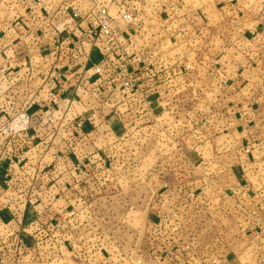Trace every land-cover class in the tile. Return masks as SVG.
<instances>
[{
  "label": "crops",
  "instance_id": "obj_1",
  "mask_svg": "<svg viewBox=\"0 0 264 264\" xmlns=\"http://www.w3.org/2000/svg\"><path fill=\"white\" fill-rule=\"evenodd\" d=\"M35 1L32 4V0H0V4L5 2L8 8L14 10L8 12L7 18H0V121H4L6 128L0 132V150L11 155L26 153L23 165L12 171L7 170V164L0 158V204L8 205L10 200L23 204L15 219L6 216V229L25 233L26 244L22 247L18 264H138L139 261L142 264H168L164 257L157 262L151 255L150 250L160 237L151 235L150 230L164 229L165 234L168 230L171 238L172 230L180 225L184 228L190 224L202 226L205 210L202 203L174 206L168 200L163 205L150 201L144 211L140 204L138 208L135 206V201L133 205H123L120 199L129 193L140 196L138 188L144 181L158 185L157 179L164 178L161 177L163 172L156 174L158 166L172 163V157L166 156V150L172 153L178 145L182 150L188 149V142L182 138V126L180 141L170 138L173 102H179L180 111H186L182 103L188 100L190 90H199L206 85L217 86L220 81L216 78L199 79V76L205 68H213L214 65L221 68V57L199 65L196 63L199 76L193 78L194 73L188 71L186 59L181 56L179 61H174L173 47L157 44L156 39L161 32L151 28V24L150 27L148 24L149 28L139 26L132 31V36L138 38V45L134 44L137 47L132 51H143L150 65L145 67L146 70L141 67L134 73L138 78V91L135 92L123 85L127 79L126 70L131 67L126 69L122 65L120 70L117 66L111 70L103 66L101 76L95 73V66L101 64V57L98 49L87 44V38H84L89 25L84 19L90 6L87 0L79 9L81 18L74 25H70L73 22L71 12L81 1L67 0L65 4L71 7L69 11L61 9L64 0ZM175 1L178 0L141 1L138 22L146 24L173 20L177 14L179 19L189 17L188 0H180L178 7ZM220 4L226 5L228 11L219 13V23L213 25L211 35L216 40L218 37L213 30L217 32L225 28L229 44L222 50L214 40L208 50L204 45L201 48L211 55L221 50L233 53L227 63L235 70L238 68L236 54L244 51L248 55L245 68L252 71L249 79L243 82L247 87L252 83V76L264 71V0L211 1L215 8ZM198 19L204 20V13ZM79 22L83 23L73 32V27ZM185 31L182 29L176 35L167 33V30L164 32L166 38L172 41L173 36L183 37ZM75 42H79L78 46L83 45L81 49L85 54L78 55L73 51ZM183 47L184 44H181L179 49ZM195 50L199 51L198 48ZM2 70H5L3 74ZM237 76L238 73L228 81V98L231 103L234 101V113L238 107L236 100L241 99V94L237 93ZM261 85H264L263 81ZM202 94L203 90L201 94L197 93L199 99H204ZM220 96L216 100H221ZM242 100L247 101L243 109L247 105L253 107L245 110V116L239 120L235 116L236 120L230 119L228 132L224 134L229 142L219 149L228 150L227 159L233 160L234 167H244L248 165L246 161L252 163L256 159L264 164V118L261 119L264 92L248 93ZM252 102L257 104L258 110ZM138 103L139 108H136ZM21 116L28 119V130L14 135L18 128L16 120ZM144 117L147 121L142 122ZM161 119L165 125L158 124ZM233 121L236 123L233 124ZM145 129L150 132V139H137ZM157 134H163L165 139L154 141ZM30 135L32 141H29ZM246 140L249 142L243 145ZM194 146L201 148L197 142ZM158 154L161 156L158 157ZM153 189L150 185V189L145 190L146 194L145 191L142 193L155 198L159 191ZM196 197L201 198L199 195ZM29 199L34 200L37 211H27L25 202ZM8 209L0 215H10ZM95 209L104 215L100 219L104 223L102 239L96 242L97 245L90 247L89 243L93 240L88 239L78 249H72L60 232H55L53 242L51 238L35 242L42 225H55L51 221L53 217L67 221L73 210L88 214ZM120 212L131 213L134 217L132 224L124 225V228L131 226L132 235L122 237V241ZM141 212L145 215L144 224L137 216ZM11 213L13 216L14 213ZM152 215L154 219H151ZM84 220L88 222L86 218ZM143 228L146 234L138 236V230L143 231ZM6 236V233L0 235V244ZM50 243H54L52 252L48 250ZM167 243L171 242L165 240L161 244ZM126 245L130 246L127 251L124 248ZM93 246L103 252L91 254L89 248ZM7 251L10 250L0 247V264H15L11 263L14 254ZM2 253L7 259L1 258ZM170 261V264H178L173 257Z\"/></svg>",
  "mask_w": 264,
  "mask_h": 264
},
{
  "label": "rangeland",
  "instance_id": "obj_2",
  "mask_svg": "<svg viewBox=\"0 0 264 264\" xmlns=\"http://www.w3.org/2000/svg\"><path fill=\"white\" fill-rule=\"evenodd\" d=\"M211 1L188 0L189 17L184 16L179 19V14H177L173 20L168 21L158 20L156 22H145L146 24L135 21L130 25V32L124 37L120 36V46L123 45L127 48L132 43L138 45V38L132 36L133 29H137L142 25L149 28L151 24V28L161 32L160 37L156 39L157 44L173 47L172 58L174 61H179L181 56L186 59L189 64L188 71L194 73L192 74L193 78L199 76L196 63L198 65L202 62L207 63V61L219 59V57H221L222 62L221 68H219V65H214L213 68H205L199 76V79L200 77L209 80L216 78L220 81L217 86L215 84L210 87L206 85L199 90H190L188 100L182 103V107L186 111H180L179 102H173L174 112L172 118H170L173 131L170 138L180 141V128L182 126L184 130L182 138L185 142H188V149L183 148L182 150L178 145V148L173 149L172 153L171 150H166V156L172 157V163L158 166V172L156 173L163 172L161 177L164 178L157 179V186L154 185V182L152 184V181H144L138 188L140 196H133L129 193L128 196L120 199V204L133 205L135 201L137 208L140 204L142 209L146 211L150 201H156L157 205H163L168 200L174 206H184L188 203L196 205L198 201L202 203L201 206L205 208L202 226L196 227V224L193 226L190 224L184 228L180 225L181 228L178 226L175 228L176 230H172L171 238H169L168 230L166 234L164 229L150 230L151 235L160 237V240L150 250L151 255L156 258L157 262H161L162 260H159V258L164 257L170 264L173 257L174 262L178 264H264V164H261L262 160L256 159L252 163L246 161L245 163L248 165L244 167L238 165L234 167L232 166L233 160L227 159L228 150L225 148L223 150L219 149L229 142V138L224 134L228 132L226 130L229 128L230 119L236 120L235 116L239 120L242 116H245V110L253 107H247V105L246 109L242 108L247 103V101L242 100L243 96L246 94L248 96V93L264 92V85H261L262 81L264 84V71L262 70L263 72H258L257 75L252 76V83L246 87L243 82H245V79H249L252 73V71L250 72L245 68L248 64L246 60L248 55L244 51L237 53L235 58L238 65L237 70L229 67L227 62L230 61V56L233 53L222 52L223 48H226L229 44L227 29L220 28L217 32L213 30L218 37L216 40L211 35L213 25L219 23V13L223 14L227 10L225 9L226 5L220 4L215 8L211 5ZM175 2L178 3V7L180 0ZM9 11L13 12L14 10L12 7L11 9L8 8L5 2L0 4V18H7ZM202 13H204V20L198 19ZM81 23L83 22L77 23L73 29L78 28ZM120 28L124 33L126 27L120 25ZM182 29H186L183 37L173 36L172 41H170L165 36V30L169 34L176 35ZM214 40L217 42L218 48L222 50L214 52L215 55L212 53L214 56L212 58L211 53L205 52L201 47L204 45L208 50L213 45ZM181 44H184V49H179ZM196 48L199 51L195 50ZM130 52L132 53L131 50ZM201 66L203 65L201 64ZM239 67H242V69L239 70ZM237 73V93L241 94V99L236 100L238 107L235 108L236 112L234 113L232 109L234 101L231 103V99L228 98V93H230V83L228 81L236 77ZM202 90L204 99H199L197 93L201 94ZM219 95L222 99L216 100ZM253 104L257 106L256 103ZM261 104H264V102H261ZM137 107L139 108V103L136 105ZM256 109L258 110V106ZM262 118H264V113ZM146 119L144 117L142 122L147 121ZM19 121L20 119L17 121V126L21 125V121ZM159 123L165 125L163 119L159 120ZM235 123L233 121V124ZM5 130L4 121H0V132ZM142 132L139 133L140 136L137 139L148 141L150 132H147V129ZM156 137L155 140L154 138L152 140L163 141L165 139L163 134L161 136L157 134ZM217 137L219 138L216 140ZM196 142L199 146L201 145L200 149L194 146ZM248 142L246 140L242 144L246 145ZM217 145L218 148L215 147ZM262 152L264 154L263 150ZM160 154H158V157L161 156ZM238 157H241V155H238ZM150 185L151 188H154L153 190L157 189L159 191L156 193L155 198L144 196L146 194L145 190L150 189ZM144 191L145 194L142 193ZM198 195L201 198L197 199L196 196ZM6 216L9 218L8 214L0 215V225H2L0 235L3 234V225L7 223ZM103 216L100 210L97 209L93 213L78 212L75 214V219L71 221L73 223L70 222L69 225L72 229L69 237L74 238L76 249L88 239L93 240L89 243L90 247L98 244L96 242L100 240L103 232L104 223L100 221ZM137 216L141 217L140 223L144 224V213H137ZM150 217L152 219L154 216ZM85 218L88 220L86 229ZM133 218L131 213L120 212V241H122V237L132 235L131 226H125L124 228V225H127L126 223L132 224L131 220ZM92 219L93 221H90ZM146 219L148 220V214ZM109 228H111V225H109ZM144 233L146 234V229L143 228V231L139 229L137 234L143 236ZM165 240L171 243L161 244ZM124 248L127 251L130 246L126 245ZM133 248L134 245L131 246V249ZM89 250H91V254L96 255L103 252L94 246Z\"/></svg>",
  "mask_w": 264,
  "mask_h": 264
},
{
  "label": "built area",
  "instance_id": "obj_3",
  "mask_svg": "<svg viewBox=\"0 0 264 264\" xmlns=\"http://www.w3.org/2000/svg\"><path fill=\"white\" fill-rule=\"evenodd\" d=\"M74 1H81L78 6H75L73 8V12H71V17L73 18V22L70 25H74V23L81 18L80 16V10L81 6L85 5L86 0H74ZM147 2V0H87V3L90 5L88 7L87 13L84 15V19L87 21L88 29L86 30V35L84 38H87L86 43L90 45H94L93 47L97 48L99 51V55L101 57V64H98L95 66V73L98 76L102 75L103 72V66L113 70L114 67H118L120 70V66H124L128 68L131 67V69L126 70V77L123 82V85L125 88H128L130 90H133L137 92V77H135L134 73L138 71V68H143V70H146L145 67L147 65H150L149 62H147L146 54L141 50H135L132 51V48L137 47L133 43L129 47H125L123 45L120 46V36L122 37V34L127 35L130 32V25L132 22L138 21L137 18H139V4L140 2ZM36 1L32 0V4H34ZM67 0H64L61 5V9L63 11H69L71 7L65 4ZM120 25H124L126 27V30L124 33L122 30H120ZM77 29V28H76ZM75 29V30H76ZM73 30V32H75ZM134 30V29H133ZM76 43V42H75ZM79 42L76 43L75 47L73 48V51L76 52V54L80 55L83 53L85 54L83 48L81 49V46H78ZM132 51V53L130 52ZM116 69V68H115ZM188 69V66H187ZM110 70V71H111ZM118 70V71H119ZM117 71V72H118ZM5 70H2L1 73L3 74ZM120 74V73H119ZM68 75V73L66 74ZM117 76V73H116ZM10 106V103H9ZM21 125L18 126L17 131L14 132V135L26 132L28 130V119L26 116H21L20 118ZM18 121V120H16ZM19 121V122H20ZM32 135L29 136V141H32ZM30 143V142H28ZM31 144V143H30ZM246 152L249 153V149H246ZM0 158H3V162L7 164V170L12 171L15 168L20 167L23 165V163L26 161V153L20 152L17 155H11L8 151L0 150ZM55 198H52L54 200ZM7 203H1L0 204V212H3L5 209H8L10 212L9 218L13 217L14 219L19 214L20 206L23 205L21 202H16L15 200H10L8 205ZM26 204L27 211H37L36 203L33 199H29ZM11 211L14 213L12 216ZM75 212L74 210L70 214L69 220L65 221L64 219L57 218V216L53 217L51 219L52 223L55 225L50 226L49 224L42 225V228L39 231V236L35 239L36 243H41L44 239L51 238L52 242L54 240L55 232H60L62 235V238L65 240L66 243L71 245L72 249H76V242L74 238L72 237L71 241L69 235H71V227L70 222L75 219ZM73 223V222H71ZM77 223V222H76ZM7 223H5L3 226V233H6V237L4 242L0 244V247H5V250L7 248L10 251H7L10 254H14V260H12L11 263L18 264L19 256L23 253V246L26 244L25 237H24V231H15L13 232L11 229L7 228ZM85 226H88V222H86ZM68 230H70L68 232ZM67 231V232H66ZM4 236V235H3ZM68 238L70 240H68ZM41 239V240H40ZM54 243H50L49 246V252L53 251ZM1 258L7 259V256H5L4 253H2ZM138 264H142L141 261L138 262Z\"/></svg>",
  "mask_w": 264,
  "mask_h": 264
}]
</instances>
